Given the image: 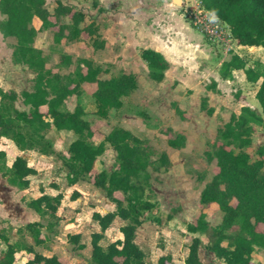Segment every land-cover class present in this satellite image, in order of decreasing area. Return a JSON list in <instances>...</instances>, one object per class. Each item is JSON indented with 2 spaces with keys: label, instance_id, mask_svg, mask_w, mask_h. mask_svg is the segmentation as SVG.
Instances as JSON below:
<instances>
[{
  "label": "trees",
  "instance_id": "16d2710c",
  "mask_svg": "<svg viewBox=\"0 0 264 264\" xmlns=\"http://www.w3.org/2000/svg\"><path fill=\"white\" fill-rule=\"evenodd\" d=\"M199 2L227 27L235 44L264 50V0ZM0 12L5 15L0 22L1 34L16 40L12 50L13 63L26 66L33 74L30 89L21 90L19 94L12 90L0 91V176L10 186L24 190L29 187L31 176L37 174L36 168L23 155H14L11 163H7L4 147L8 140L19 151L58 156L68 185L87 181L115 205L113 210L103 214L94 211L91 215L98 230L90 234L89 264H145L144 252L135 241L136 229L145 221L167 222L179 210L172 208L162 220L157 214L159 205L152 200L153 175L169 167L168 154L156 151L147 139L123 127L114 128L96 141L91 123L84 118L82 105L77 102L73 110L64 108L67 97H79L82 85L93 82L97 113L105 115L109 109L118 108L122 98L137 87L136 76L121 72L98 78L101 67L88 59H82V67L67 74L46 66V54L35 46L39 31L54 32L55 44L64 38L98 33L97 25L85 23L83 13L71 5L58 2L50 12L45 0H0ZM51 17H68L70 24L65 26ZM35 20L40 22L38 28L33 24ZM139 56L147 67L148 78L156 83L163 81L169 66L164 56L150 47L141 48ZM61 59L63 63L60 61L58 66H67V55L61 54ZM234 70H242L248 82L257 84L254 97L260 110L243 105L238 114L232 113L216 131L206 155L215 162L217 171L199 192L202 210L186 223V231L192 236L186 245L183 263L174 262L170 254H162L156 264H213L200 259L201 247L222 264H262L254 262L252 256L255 248L264 249V142L253 154L247 149L257 129L264 130V63L256 60L254 65L247 66L245 58L231 53L221 62L219 77L229 80ZM215 86L216 82L212 81V88ZM19 99L26 109L16 106ZM200 108L208 114L213 111L205 97L200 101ZM52 129L71 131L76 137L65 149L57 150L48 136ZM167 141L172 147L181 148L184 136L170 135ZM107 145L115 152L113 169L98 170V158ZM78 196V191L73 190L70 198L74 200ZM61 199V192L48 194L40 190L26 206L40 217H53ZM212 203L221 212V220L216 225L208 222L203 211ZM116 218L124 221L119 226L122 237L101 245L105 231ZM47 225L46 230H51L52 223ZM41 228L40 221H31L16 228L17 238L11 240L9 236L1 235L5 246L0 251V264H14L16 253L22 250L33 254L24 264H65L58 255H44L35 249L34 246L41 245L47 237ZM26 235L32 238V243L26 241ZM199 235L206 237V243ZM80 239V233L67 234V241L74 248L85 247Z\"/></svg>",
  "mask_w": 264,
  "mask_h": 264
},
{
  "label": "rangeland",
  "instance_id": "374dc122",
  "mask_svg": "<svg viewBox=\"0 0 264 264\" xmlns=\"http://www.w3.org/2000/svg\"><path fill=\"white\" fill-rule=\"evenodd\" d=\"M193 0H45L46 8L52 12L54 6L61 2L81 11L85 23H93L98 33L88 36L80 35L72 39H62L58 44L53 41L52 31L42 30L37 33L35 46L42 49L47 56L46 66L62 74L75 72L82 67L81 60L88 59L102 72L98 78H108L121 72L133 73L137 78V87L122 98L118 108H112L105 115L97 113L93 91L95 83L82 85L79 97L71 95L66 98L64 108L73 110L77 102L84 109V118L89 120L95 134V140L102 139L114 128L123 127L136 136L145 138L152 147L165 151L170 159L168 168L155 173L151 181L153 201L159 205L158 216H165L172 208H179L174 218L162 224L145 221L137 229L135 241L145 255V264H156L162 254H170L176 263H183L192 234L186 231V223L193 220L200 210L198 197L203 184L216 173L214 161L208 159L206 152L215 137L216 131L229 120L232 113L238 114L240 107L248 105L260 110L254 95L257 84L245 79L241 70H234L228 81L219 77L221 62L238 53L247 60V66L256 60L264 63V50L261 48H239L232 43V50L223 54L219 44L209 42L187 17V9ZM173 17L183 19L192 27L193 33L202 35L201 43L205 49L195 48L185 41L183 32L175 26ZM5 18L0 12V22ZM63 25H69L68 17H51ZM33 24L38 28L40 22ZM175 32H170V25ZM187 25V26H188ZM14 37L3 36L0 32V91H15L31 88L33 74L22 64L12 61ZM155 44L168 45L171 65L163 81L156 83L147 76L145 63L139 56V50ZM187 44H189L187 46ZM61 54L67 55V66H58ZM61 63H63L61 61ZM212 81L216 82L215 89ZM213 109L211 114L200 108L202 98ZM20 109H26L21 99L16 102ZM264 117V115H263ZM184 136V145L174 148L167 138ZM48 136L54 141L57 150L65 149L76 136L71 131L52 129ZM264 142V130L258 128L252 136L251 146L247 149L254 153L258 145ZM15 145L5 142L7 161H11L10 151ZM17 151V150H16ZM30 165L36 167L37 174L31 176V187L20 195L10 189L0 187V251L5 246L1 235L17 238L16 228L38 218L34 210L28 212L18 205L37 196L40 190L55 194L62 193L61 204L55 216L40 217L43 227L52 223L49 238L37 249L44 254H56L65 264H89L90 234L98 230V224L92 219L94 211L105 213L113 210L115 205L102 192L89 182L80 180L68 185L65 170L61 167L58 156L42 155L35 151L25 152ZM115 163V152L110 146L99 156L96 168L110 171ZM1 178V177H0ZM7 187V186H6ZM10 186H8L9 188ZM7 189V190H6ZM73 190L79 196L71 199ZM15 197V198H14ZM27 198V199H26ZM16 199V202L15 200ZM206 219L211 225L221 220V212L215 203L203 208ZM124 221L116 218L105 231L100 244L121 238L119 226ZM44 233V228H41ZM68 233H80L83 249L74 248L67 241ZM206 243L204 235H199ZM31 238L26 235V241ZM32 239V238H31ZM199 257L206 263L222 264L204 247L199 250ZM253 261L264 264V249L255 248Z\"/></svg>",
  "mask_w": 264,
  "mask_h": 264
},
{
  "label": "crops",
  "instance_id": "0c3cea01",
  "mask_svg": "<svg viewBox=\"0 0 264 264\" xmlns=\"http://www.w3.org/2000/svg\"><path fill=\"white\" fill-rule=\"evenodd\" d=\"M173 19L175 20V26H178L179 27V29L183 32V34H184V39H185V41H189V42H191L192 44H194V46H195V48L197 47L198 49H205L204 47H202V46H204V45H202V43H201V40H202V35L200 34V33H193V31H192V27L191 26H189L188 25V23H186L183 19H181V17L180 18H178V17H173ZM40 25V24H39ZM188 25V26H187ZM173 24L172 25H170V32H175L176 33V28L173 30L172 28H173ZM235 44V43H234ZM189 44H187V46H188ZM236 45V49H239V48H247V49H249V48H261V47H256V46H251V47H248V46H242V45H237V44H235ZM150 48H152V49H155V50H157V51H159L163 56H164V58L168 61V64H169V66L171 65L170 63H171V61L169 60V57H168V54H169V49H171L167 44L166 45H164V44H155L154 43V45H151L150 46ZM262 49V48H261ZM238 54V53H237ZM143 61V60H142ZM169 66H168V68H169ZM147 68V67H146ZM167 71V70H166ZM242 71V70H241ZM243 72V71H242ZM166 74V73H165ZM228 81V80H227ZM8 141H10V140H8ZM12 142V141H11ZM13 143V142H12ZM10 148V151H11V153L13 154V156L14 155H23V156H26V153L25 152H29V151H19L16 147H15V149L14 148H12V147H9ZM17 150V151H16ZM13 156H12V159H13ZM12 159H11V161H12ZM11 161H7V163L8 164H10L11 163ZM29 163V162H28ZM36 168V167H35ZM37 170V169H36ZM1 177V176H0ZM3 182V184L5 183L6 185H5V187L3 186V189L4 188H7V189H10L12 192H13V195H16V192L18 193V194H20V195H22V194H24L25 192H27L28 191V189L31 187V182H30V185H29V187L27 188V189H24V190H18L17 188H15V187H13V186H10L7 182H6V180L4 179V178H0V185H1V183ZM7 186V187H6ZM8 186H10L9 188H8ZM6 189V190H7ZM2 190V187H0V191ZM46 193H48V192H46ZM40 194V193H39ZM38 194V195H39ZM48 194H52V193H48ZM19 195V197H18V206L17 207H19V208H21V209H23V210H27L28 212H30L31 210V208H29V207H27L26 206V203H24V201L22 202V200H21V198H22V196H20ZM37 195V196H38ZM36 195L35 196H33L32 198H35V197H37ZM15 198V197H14ZM27 199V198H26ZM15 200V202H16V199H14ZM28 201V200H27ZM27 201H25V202H27ZM33 210V209H32ZM36 213V212H35ZM37 214V213H36ZM38 215V214H37ZM33 221H40V216L38 215V218L37 219H34ZM31 222V221H30ZM47 227V226H46ZM44 228V230H45V232H44V234L45 235H47V237H46V240L43 242V243H45L46 241H47V239L49 238V236H48V232L49 231H47L46 230V228L45 227H43ZM43 233V232H42ZM50 233V232H49ZM29 241H32V239L31 238H29ZM32 243V242H31ZM42 243V244H43ZM37 246H39V245H37ZM37 246H34L35 247V249L38 251V249H37ZM3 249V247L1 248V250ZM42 253V252H41ZM42 254H44V253H42ZM32 253H28V252H26V251H20V252H18V253H16V257H17V260H16V262L14 263V264H24L29 258H32ZM44 255H51V254H44Z\"/></svg>",
  "mask_w": 264,
  "mask_h": 264
},
{
  "label": "built area",
  "instance_id": "2783aa9c",
  "mask_svg": "<svg viewBox=\"0 0 264 264\" xmlns=\"http://www.w3.org/2000/svg\"><path fill=\"white\" fill-rule=\"evenodd\" d=\"M187 17L193 27H195L209 42L219 44L223 54H228L232 50L233 40L227 27L218 18L204 9L199 0H193L187 9Z\"/></svg>",
  "mask_w": 264,
  "mask_h": 264
},
{
  "label": "bare ground",
  "instance_id": "6f19581e",
  "mask_svg": "<svg viewBox=\"0 0 264 264\" xmlns=\"http://www.w3.org/2000/svg\"><path fill=\"white\" fill-rule=\"evenodd\" d=\"M177 1V0H176Z\"/></svg>",
  "mask_w": 264,
  "mask_h": 264
},
{
  "label": "water",
  "instance_id": "95a60500",
  "mask_svg": "<svg viewBox=\"0 0 264 264\" xmlns=\"http://www.w3.org/2000/svg\"><path fill=\"white\" fill-rule=\"evenodd\" d=\"M177 2V1H176Z\"/></svg>",
  "mask_w": 264,
  "mask_h": 264
}]
</instances>
